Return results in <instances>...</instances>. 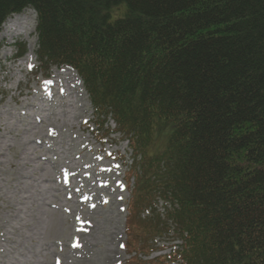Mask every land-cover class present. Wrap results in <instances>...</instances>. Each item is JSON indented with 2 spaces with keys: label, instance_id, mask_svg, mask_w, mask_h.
I'll use <instances>...</instances> for the list:
<instances>
[{
  "label": "trees",
  "instance_id": "obj_1",
  "mask_svg": "<svg viewBox=\"0 0 264 264\" xmlns=\"http://www.w3.org/2000/svg\"><path fill=\"white\" fill-rule=\"evenodd\" d=\"M27 9L40 63L133 151L128 264H264V0H0V28ZM157 198L166 220L141 216Z\"/></svg>",
  "mask_w": 264,
  "mask_h": 264
},
{
  "label": "rangeland",
  "instance_id": "obj_2",
  "mask_svg": "<svg viewBox=\"0 0 264 264\" xmlns=\"http://www.w3.org/2000/svg\"><path fill=\"white\" fill-rule=\"evenodd\" d=\"M12 33L0 28V264H128L137 183L128 139L111 116L97 122L75 71L40 63L36 33L32 50L25 36L9 46ZM155 208L141 216L166 220L161 198ZM178 245L171 227L142 261Z\"/></svg>",
  "mask_w": 264,
  "mask_h": 264
},
{
  "label": "bare ground",
  "instance_id": "obj_3",
  "mask_svg": "<svg viewBox=\"0 0 264 264\" xmlns=\"http://www.w3.org/2000/svg\"><path fill=\"white\" fill-rule=\"evenodd\" d=\"M30 11H32V10H30ZM29 11V14L31 15V17H32V19H29L30 21L28 22L27 20H25V21H27V22H25L24 21V19H22V17L20 16V15H15V16H13L11 19H9L8 21H7V23L3 26V28H2V31H3V33H5V34H3L2 35V38H6L5 36H6V33H8V29H11V31L10 32H12V31H14V33H12V35H10L11 36V38L12 37H14L16 34L15 33H23V34H25L26 36H29L31 33H35V27H36V15H35V13L32 11V12H30ZM28 14V15H29ZM25 18V17H24ZM9 36V37H10ZM8 37V36H7ZM11 41V40H10ZM30 50H32L33 49V47H34V45L36 44V40H34V41H31L30 42ZM3 57L4 58H7V57H9V53L8 52H6V53H4V55H3ZM55 79H58V76H56V78ZM61 85V84H60ZM56 86V85H55ZM43 91H44V89H43ZM49 92H51V91H49ZM37 93H38V91H37ZM42 95V94H41ZM64 96V95H63ZM52 97V96H51ZM52 99V98H51ZM47 101V100H46ZM48 102V101H47Z\"/></svg>",
  "mask_w": 264,
  "mask_h": 264
}]
</instances>
